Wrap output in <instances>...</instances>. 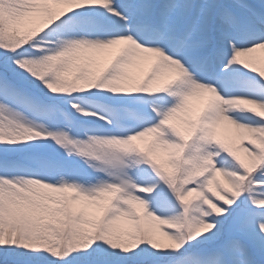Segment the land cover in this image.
Returning a JSON list of instances; mask_svg holds the SVG:
<instances>
[{
  "label": "snow or ice",
  "instance_id": "1",
  "mask_svg": "<svg viewBox=\"0 0 264 264\" xmlns=\"http://www.w3.org/2000/svg\"><path fill=\"white\" fill-rule=\"evenodd\" d=\"M264 0H0V264H264Z\"/></svg>",
  "mask_w": 264,
  "mask_h": 264
},
{
  "label": "rangeland",
  "instance_id": "2",
  "mask_svg": "<svg viewBox=\"0 0 264 264\" xmlns=\"http://www.w3.org/2000/svg\"><path fill=\"white\" fill-rule=\"evenodd\" d=\"M242 59L246 60H252L258 64L264 63V51H257L255 53H252L249 57H244Z\"/></svg>",
  "mask_w": 264,
  "mask_h": 264
}]
</instances>
